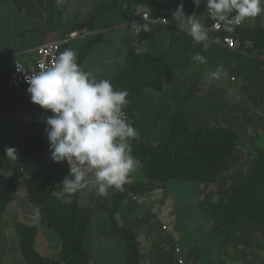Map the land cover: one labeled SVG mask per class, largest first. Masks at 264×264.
Listing matches in <instances>:
<instances>
[{"label": "crops", "instance_id": "crops-1", "mask_svg": "<svg viewBox=\"0 0 264 264\" xmlns=\"http://www.w3.org/2000/svg\"><path fill=\"white\" fill-rule=\"evenodd\" d=\"M109 2L61 0L55 5L46 0H0V90L14 59L31 67L34 50L46 42L61 41L60 53L74 49L78 63L86 71L93 72L97 78L113 79L122 72L129 50L150 61L165 52L173 39L190 37L172 22V13L179 4L183 3L186 16L194 13L205 26L209 22L203 0L199 8L192 0H118L112 11L95 21L89 20L95 7ZM142 11L148 13L149 20H138ZM146 25L148 31L143 30ZM262 29L264 15L245 21L231 33L239 43L235 50L211 41L207 51L202 45L194 46L196 54L204 56L207 63L192 62L175 70L170 82L163 84L160 91L144 88L131 110L133 126L140 136L132 142V147L166 141L172 115L179 100L186 96L190 95L183 104V112L189 126L195 129L211 127L210 119L219 118L220 97L225 93L230 95L235 88L231 77H237L258 92L264 79V46L252 49V42L249 39L241 42L239 34ZM97 37L100 40L79 59L83 47ZM221 67L219 78H211L210 73ZM27 88L0 93L2 173L17 182L5 209L0 211V264H27L19 249L15 223L36 228L34 250L39 256L59 260L61 254L59 236L39 225L36 210L26 194L27 183L36 172V161L21 157L27 132L36 125L46 133L45 121L51 115L30 102ZM7 148L16 149L15 161L5 155ZM227 158L219 174L208 184L175 179L150 182L136 170L131 174L133 182L152 186L140 192L136 199L119 196L112 189L104 197L89 188L78 191V206L89 213L82 241L87 263L126 264V241L119 232L122 230L130 233L136 243V264H178L174 246L179 247L188 264H246L252 257L262 264V232L240 225L218 227L201 207L202 202L228 203L236 183L230 181V176L220 177ZM68 174L69 166L65 162L59 185ZM115 200L117 208L111 221L110 210Z\"/></svg>", "mask_w": 264, "mask_h": 264}, {"label": "trees", "instance_id": "trees-1", "mask_svg": "<svg viewBox=\"0 0 264 264\" xmlns=\"http://www.w3.org/2000/svg\"><path fill=\"white\" fill-rule=\"evenodd\" d=\"M46 2L59 4L57 0ZM117 5L118 0L98 5L90 14L89 20H97ZM239 39L241 42L249 39L252 42V49H259L264 46V29L241 31ZM99 40L97 37L87 43L81 50L79 59ZM194 46L196 45L193 44L191 37L186 40L173 39L165 52L150 61L129 50L120 75L109 79L116 90L126 89L129 92L127 99L130 103L125 111L131 113L133 103L144 88L160 91L163 84L170 82L175 70L183 69L188 63L194 62L192 57L197 51ZM258 92L264 96V79L258 86ZM189 97L190 95L179 100L178 108L171 118L170 135L166 141L155 145L132 147V154L141 164L138 169L140 174L150 182L163 183L175 179L211 183L239 140L232 128H191L183 112V104ZM21 157L33 158L36 161V172L27 183L26 194L28 201L36 210L37 222L55 231L61 240L59 260L43 258L34 250L36 228L15 223L19 249L26 263L60 264L63 261L67 264H87L86 255L82 251V241L88 226V210L78 206V192L71 197L70 204H63L51 195L59 186L65 162L54 163L51 160L46 133L38 126L29 127ZM3 167V159L0 157V211L5 209L7 199L17 184L14 178L3 175ZM150 189L151 185L139 183L133 187L138 193ZM116 200L110 210L111 221L117 208ZM201 207L210 214L218 227L226 228L241 224L264 233V155L254 162L237 183L226 205L202 202ZM113 226L115 228L114 222ZM119 232L126 241V264H136L135 241L130 233L122 230Z\"/></svg>", "mask_w": 264, "mask_h": 264}, {"label": "clouds", "instance_id": "clouds-1", "mask_svg": "<svg viewBox=\"0 0 264 264\" xmlns=\"http://www.w3.org/2000/svg\"><path fill=\"white\" fill-rule=\"evenodd\" d=\"M201 2L192 0L196 8ZM203 3L215 27L228 33L245 21L264 15V0ZM183 8V3L177 6L172 22L192 38L194 45H202L207 51L209 29L194 13L186 16ZM143 30H149L147 25ZM77 55L74 49H65L50 66L42 65L41 70L26 76L30 102L51 113L45 121L51 160L69 166L68 176L51 192L63 204H70L71 197L85 188L101 197L107 196L110 189L123 191L124 185L132 182L131 174L141 167L132 154V142L140 136L125 111L130 103L129 92L116 90L111 80L86 71ZM192 59L207 63L199 53ZM222 71V67L218 68L210 77L219 78ZM15 153L14 148L5 150L13 161Z\"/></svg>", "mask_w": 264, "mask_h": 264}, {"label": "rangeland", "instance_id": "rangeland-1", "mask_svg": "<svg viewBox=\"0 0 264 264\" xmlns=\"http://www.w3.org/2000/svg\"><path fill=\"white\" fill-rule=\"evenodd\" d=\"M230 81L235 82V88L230 95L222 94L219 118L210 119V123L211 128H232L238 135L239 140L220 174L221 178L230 176V181L237 185L254 162L264 155V99L237 77H231ZM249 261L246 264H259L253 257Z\"/></svg>", "mask_w": 264, "mask_h": 264}, {"label": "built area", "instance_id": "built-area-1", "mask_svg": "<svg viewBox=\"0 0 264 264\" xmlns=\"http://www.w3.org/2000/svg\"><path fill=\"white\" fill-rule=\"evenodd\" d=\"M207 13V11H206ZM138 20L147 21L150 19L147 12H140L138 14ZM208 16V13H207ZM209 18V16H208ZM137 21V20H135ZM161 22H165L164 19H161ZM243 24V23H242ZM241 25L237 26L235 30L241 28ZM209 29V41L216 44L222 45L230 50H235L239 48L238 40L231 33L225 32L222 28H216L215 22L209 18L208 25L206 26ZM234 30V31H235ZM192 39V38H191ZM62 47L61 41H51L43 43L34 50V61L31 67L24 65L18 59H14L12 64L11 72L8 75L5 85L0 90V93L8 89H21L22 87H28L26 83V76L30 75L34 71L41 70V66H50L54 59L58 56L60 49ZM129 120L133 124L134 120L131 113L126 112ZM131 183L124 185V190L119 191L115 190L118 195H124L131 199H136L138 192L133 190L134 182L131 178ZM174 251L177 254V263L178 264H188L184 258L180 255V249L178 246H174ZM60 264H67L66 262H60ZM87 264H94L92 261H88Z\"/></svg>", "mask_w": 264, "mask_h": 264}]
</instances>
